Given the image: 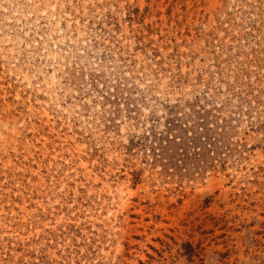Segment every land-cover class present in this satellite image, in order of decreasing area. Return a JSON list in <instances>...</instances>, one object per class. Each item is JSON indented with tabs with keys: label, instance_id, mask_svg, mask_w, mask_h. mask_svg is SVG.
<instances>
[{
	"label": "rangeland",
	"instance_id": "374dc122",
	"mask_svg": "<svg viewBox=\"0 0 264 264\" xmlns=\"http://www.w3.org/2000/svg\"><path fill=\"white\" fill-rule=\"evenodd\" d=\"M0 264H264V0H0Z\"/></svg>",
	"mask_w": 264,
	"mask_h": 264
}]
</instances>
